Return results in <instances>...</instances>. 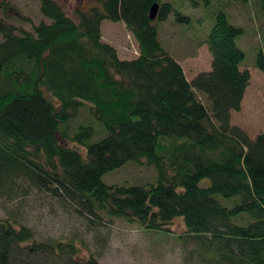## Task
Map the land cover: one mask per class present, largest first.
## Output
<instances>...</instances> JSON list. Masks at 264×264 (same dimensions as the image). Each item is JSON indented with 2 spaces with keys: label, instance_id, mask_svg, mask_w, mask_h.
I'll return each instance as SVG.
<instances>
[{
  "label": "trees",
  "instance_id": "16d2710c",
  "mask_svg": "<svg viewBox=\"0 0 264 264\" xmlns=\"http://www.w3.org/2000/svg\"><path fill=\"white\" fill-rule=\"evenodd\" d=\"M247 1L264 20V0ZM39 2L49 22L33 31L18 33L0 18V196L12 195L20 180L71 200L91 220L170 234L181 218L184 236L204 244L216 264H264V132L251 138L231 118L250 81L236 44L245 29L214 10L211 70L189 82L160 41L158 22L171 3L92 0L71 16L57 0ZM175 19L189 21L179 11ZM104 20L126 24L136 58L121 59L103 41ZM255 65L264 74L262 52ZM84 108L106 136L91 142L93 127H69ZM130 161L154 166L158 182L103 181ZM79 253L70 241L38 240L14 217L0 220V264H99Z\"/></svg>",
  "mask_w": 264,
  "mask_h": 264
},
{
  "label": "rangeland",
  "instance_id": "374dc122",
  "mask_svg": "<svg viewBox=\"0 0 264 264\" xmlns=\"http://www.w3.org/2000/svg\"><path fill=\"white\" fill-rule=\"evenodd\" d=\"M57 1L71 16L77 9L93 5L92 0ZM164 1L172 4L173 11L165 21L158 22L160 41L181 65L189 82L200 73L211 70L212 55L206 39L214 24V10L225 11L230 23L245 29L244 35L236 39V44L245 53L240 68L249 71L250 81L240 110L232 112L231 118L232 123L245 130L251 138L263 133L264 74L255 63L258 54H264V20L257 6L247 0H237L230 5L224 0H210L208 8L203 7L204 0L196 5L192 0ZM0 5V18L14 25L18 33L33 31L41 21L49 22L40 12L39 0H0ZM177 11L187 16L189 21L177 22ZM101 30L103 41L115 46L121 59L138 56L137 41L123 21L104 20ZM79 115L69 127L73 128L78 123V127H93L95 134L91 142L106 136L102 124L91 114L89 119L85 108L80 109ZM102 179L108 185L134 186L158 182L154 166L134 161L106 173ZM208 184L209 180L204 179L200 186ZM8 217H14L19 224L31 228L40 241L60 239L74 243L80 249V258L94 257L99 264H216L214 254L205 251L204 244L184 236L185 226L181 218L174 220L170 234L144 231L139 224L118 218L91 220L77 211L71 200L36 189L20 180L12 195L0 196V220Z\"/></svg>",
  "mask_w": 264,
  "mask_h": 264
},
{
  "label": "water",
  "instance_id": "95a60500",
  "mask_svg": "<svg viewBox=\"0 0 264 264\" xmlns=\"http://www.w3.org/2000/svg\"><path fill=\"white\" fill-rule=\"evenodd\" d=\"M159 7L160 5L158 3H155L151 6L149 13L150 19L154 20L157 18Z\"/></svg>",
  "mask_w": 264,
  "mask_h": 264
}]
</instances>
